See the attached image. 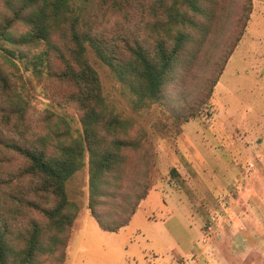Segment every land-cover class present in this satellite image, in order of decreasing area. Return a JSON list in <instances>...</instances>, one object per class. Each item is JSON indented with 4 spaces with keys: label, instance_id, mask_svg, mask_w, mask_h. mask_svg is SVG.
Returning <instances> with one entry per match:
<instances>
[{
    "label": "rangeland",
    "instance_id": "1",
    "mask_svg": "<svg viewBox=\"0 0 264 264\" xmlns=\"http://www.w3.org/2000/svg\"><path fill=\"white\" fill-rule=\"evenodd\" d=\"M216 9L207 57L179 68L163 102L135 106L127 85L88 47L105 101L132 123L109 174L118 186L97 210L115 224L137 205L118 231L98 226L88 208L85 152L65 184L78 212L63 264H264V0H219ZM105 24L112 30L124 21L114 14ZM20 71L34 116L63 114L81 135L79 112L52 102V86ZM208 90L210 103L201 104ZM8 157L2 164L17 163ZM144 184L148 194L138 200Z\"/></svg>",
    "mask_w": 264,
    "mask_h": 264
},
{
    "label": "trees",
    "instance_id": "2",
    "mask_svg": "<svg viewBox=\"0 0 264 264\" xmlns=\"http://www.w3.org/2000/svg\"><path fill=\"white\" fill-rule=\"evenodd\" d=\"M216 6L219 0H0V264H63L78 212L65 184L85 152L90 214L106 231L128 224L137 202L115 224L97 210L118 186L109 174L132 123L105 101L87 49L123 80L135 106L163 102L179 68L207 57L205 43L220 20ZM114 14L124 24L110 30L106 17ZM20 66L54 88L52 102L79 112L81 135L63 114L34 116ZM211 96L208 90L200 103ZM8 156L17 163L2 164ZM148 190L144 184L137 199Z\"/></svg>",
    "mask_w": 264,
    "mask_h": 264
}]
</instances>
